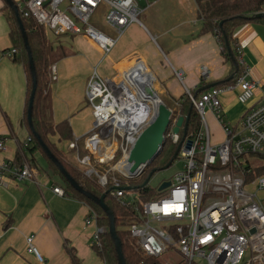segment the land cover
Here are the masks:
<instances>
[{"label": "built area", "instance_id": "1", "mask_svg": "<svg viewBox=\"0 0 264 264\" xmlns=\"http://www.w3.org/2000/svg\"><path fill=\"white\" fill-rule=\"evenodd\" d=\"M21 3L16 6L23 17L31 18L54 37L73 35L87 39L101 54L99 64L125 30L139 24L138 16L142 11L136 0H21ZM102 4L107 13L100 22L114 30L116 37L108 36L90 23ZM15 54L14 48L3 50L0 59H12ZM237 54L241 70L233 84L212 87L195 97L186 91L180 101L188 100L199 116V126L194 133L183 136L180 128L175 134L173 128L178 116L171 117L164 139L178 148L175 159L183 161V168L173 180L162 182H168V187L161 191L157 188L153 190L155 196L147 197L142 194L143 186L125 187L116 178L110 179L112 188L107 193L110 199L132 212L128 232L137 256L135 264H264V207L257 198L258 191H264V175L251 178L247 171L251 157L264 161V87L257 102L235 125L224 122L220 104L221 95L236 88V102L247 105L260 87L244 64L239 47ZM141 62L135 60L130 70ZM200 75L202 80L208 79L205 67L201 68ZM177 77L180 79L179 74ZM50 78L56 79L54 66L50 68ZM136 84V81L127 83L119 73L102 77L97 68L93 69L87 83L85 98L91 110L92 126L83 139L86 155L76 154L75 161L85 178L97 177L100 187L108 185L107 175L97 174L93 161L104 165L122 153V159L112 170L129 178V151L154 113L152 105H148L143 114L141 104L130 102L136 91L144 94L143 84ZM130 85L135 88L134 92ZM206 112L211 113L221 127V143L212 141ZM30 142L31 138L27 137L21 143L22 152ZM76 147V141L67 145L69 150L75 151ZM4 150L0 139V151ZM141 170L142 166L134 178L143 174ZM38 174V168L27 162L0 163V185L6 180L37 184ZM53 193L64 197L60 187L53 188ZM97 218L89 208L86 225L96 224ZM103 232L96 227L92 246L100 247L99 235ZM25 242L26 252L42 263V257L33 246V237H26Z\"/></svg>", "mask_w": 264, "mask_h": 264}, {"label": "crops", "instance_id": "2", "mask_svg": "<svg viewBox=\"0 0 264 264\" xmlns=\"http://www.w3.org/2000/svg\"><path fill=\"white\" fill-rule=\"evenodd\" d=\"M136 4L142 10L139 24L125 30L100 64V52L84 37H54L46 31L56 79L51 80L45 93V119L52 124L68 121L76 145L83 147V139L92 126L85 89L94 68L98 67L102 77H114L140 60L135 75L146 70L157 96L163 94L172 102L186 91L199 95L206 91L205 87L231 77L232 66L224 61L217 39L199 34L201 24L194 0H136ZM3 7L4 1L0 0V51L13 48ZM104 29L108 36L116 37L114 30ZM233 37L244 64L260 87L247 105L236 102V88L221 95L223 119L229 125H235L257 102L264 87V23H246L235 30ZM202 67L208 71L207 80L201 78ZM25 92L22 65L13 59H0V139L5 146L0 151V163L15 162L19 154L29 157L20 149L29 136L23 122ZM205 120L213 143H221L223 134L213 115L208 112ZM64 157L67 163L76 165L74 151L67 148ZM39 158L34 156L39 170L37 184L6 180L0 185V264H73V255L79 264H104L92 248L97 225L85 223L89 207L55 195L53 188L58 186L47 168H40ZM29 236L33 237L42 263L26 252L25 240Z\"/></svg>", "mask_w": 264, "mask_h": 264}, {"label": "trees", "instance_id": "3", "mask_svg": "<svg viewBox=\"0 0 264 264\" xmlns=\"http://www.w3.org/2000/svg\"><path fill=\"white\" fill-rule=\"evenodd\" d=\"M194 2L197 8V20L201 24L199 34H210L214 36L219 42L224 61L229 62L232 66L231 76H233V78L217 82L213 85V87L220 88L221 86L231 85L234 82V78L241 70V66L238 63V47L233 34L237 28L246 23H264V18H254V16L258 13H264V0H194ZM13 3L16 5V2L13 1ZM2 12L9 26V39L11 41V45L16 50V54L12 59L14 62L22 65L26 77L23 122L28 128V137L31 138L29 147L25 151L28 152L29 157H27V155L21 156L19 154L16 156L14 163L20 165L27 162L38 168L37 161L34 159V156L39 155V157L43 159L47 165V173L52 179H54L55 185L63 190L64 197L75 199L86 204L97 214L98 218L96 220V225L98 228H102L104 230V232L99 235L100 247L97 248L92 246L97 256L104 264H119L114 243L110 235L107 233L109 221L106 214L94 202L86 199L83 195L79 194L71 187L58 168L48 159L43 149L34 138L32 131L29 129L26 117L32 80L28 64V56L26 54L16 17L14 16L12 10L4 3ZM18 12L31 52L36 76V90L32 106L33 132L40 137L42 143L62 165L67 175H69L85 191L99 198L104 192L108 193L112 188L110 179L107 178V186L100 187L97 184V177H93L92 180L87 179L77 169L75 164L67 163L64 157L65 155L67 156V145L74 140L71 127L66 120L57 124H52L45 119V93L50 83V68L53 64L49 52L47 51V33L42 27L38 26L34 20L31 18H24L22 13L20 11ZM182 99L183 97H180L174 101L173 104L176 106V103H181L180 106H176L179 108L178 111L181 116L189 114L186 135H190L194 133L199 126V116L191 106L190 102L188 100L180 102ZM73 151L74 150H72V152ZM175 151L176 146L171 145L165 140L160 154L156 157L148 169L143 172L141 178L133 181L131 185L140 188L149 172L151 170L162 169L174 157ZM74 152L75 154H78L79 157L86 155V151L80 143L77 144ZM103 166L105 165L96 164L94 166L97 174H99L98 168ZM247 171L248 177L251 178L264 175V164L255 168L249 167L247 168ZM104 174L107 175L106 172ZM142 194L147 197L155 196V192L148 189L147 186L142 188ZM104 202L113 214L116 235L121 243L124 262L125 264H135L137 256L131 247L129 232L123 228L125 226L129 227L132 212L129 209L114 203L108 194L106 195ZM72 259L73 264H79L74 255L72 256Z\"/></svg>", "mask_w": 264, "mask_h": 264}, {"label": "water", "instance_id": "4", "mask_svg": "<svg viewBox=\"0 0 264 264\" xmlns=\"http://www.w3.org/2000/svg\"><path fill=\"white\" fill-rule=\"evenodd\" d=\"M3 1L5 4L8 5V7L12 10L14 16L16 17V21H17L19 30L21 32V37L23 39L26 54L28 56V64H29V70H30L31 80H32L31 92H30L28 108H27V117H26L29 129L32 131L34 138L39 143V145L43 149L48 159L58 168L60 173L69 182L71 187L76 192L83 195L86 199L94 202L106 214L107 219L109 221L107 233L110 235L114 243L118 263L125 264L124 259H123L122 249H121V243L116 235L113 214L104 202V199L107 193L104 192L99 198H97L91 193H88L87 191H85L78 183H76L69 175H67L62 165L57 161V159L51 154V152L42 143L40 137L35 132H33L32 106H33V100H34V95H35V90H36V76H35L34 64H33L31 52L28 46L27 38L24 32L23 26L21 24V20L19 18V12H18L17 6L13 3L12 0H3ZM254 18L255 19L264 18V13H258L254 16ZM229 79H232V76ZM212 87H213L212 85H209L205 87L203 90H207ZM143 91L148 98L153 99V101L156 102V106L154 107V113L151 119L149 120L147 126L139 134L132 149L129 151V156L127 159V163L130 165L129 178H134L137 175L138 173L137 170L139 169L140 166H142V170H141L142 173L146 171L148 167L156 159V157L160 154L163 144L165 142L164 135L166 134L167 128L171 122V117H172V111L169 110V108L159 99V97L157 96V94L155 93L152 87V84L150 85L143 84ZM197 94L198 93H196L195 96H197ZM188 121H189V114L185 116H178L175 122V127L173 128V132L175 134H178L179 129L182 128V134L183 136H185L186 131H187ZM189 147H190V142H188L186 145L187 149ZM177 153H178V148L175 151L174 157L160 170H165L168 167H170V165L176 158ZM160 170H151L147 178L144 180L142 186L143 187L147 186L150 178L157 171H160ZM168 186H169L168 182L162 183L158 187V191H161ZM127 190H129V188H127Z\"/></svg>", "mask_w": 264, "mask_h": 264}, {"label": "rangeland", "instance_id": "5", "mask_svg": "<svg viewBox=\"0 0 264 264\" xmlns=\"http://www.w3.org/2000/svg\"><path fill=\"white\" fill-rule=\"evenodd\" d=\"M14 2H16L17 4H22L21 0H12ZM61 8H63V6H61ZM107 13V8L105 5H100L99 8L97 9V11L95 12L93 18H91L90 23L96 27L97 29H99L101 32L105 33V29L106 26H104L100 21L101 19L105 16V14ZM106 34V33H105ZM49 47V46H48ZM47 51H50V47L47 48ZM53 66V65H52ZM97 70L98 67H97ZM99 73V71H98ZM100 75V73H99ZM101 76V75H100ZM50 82H51V78L49 77ZM160 93V92H159ZM159 99L167 105V107L169 108V110L172 111V118L175 119L176 116H181L179 113V108H177L173 102L165 97L163 94H158ZM182 96H185V93L182 94ZM208 112H206L205 117L207 115ZM211 133V131H210ZM118 143H119V138H118ZM129 150V149H128ZM122 159V153L120 156V153L117 155V157H115L114 160L104 164L105 166L103 167H99L98 168V173L100 175H104V173H107V178L111 179V178H116L117 181L119 183H121L122 185H124L125 187H134L132 184L133 181H136L138 179L141 178V176L136 177V178H126L124 177L122 174H120L119 172L112 170V166H114L116 163H118L120 160ZM38 164L41 169H45L46 166L44 160H42L41 158H39L38 160ZM251 168H255V167H259L262 166L264 164L263 160H260L259 158H255V157H251L250 158V162H249ZM96 163L93 161V166H95ZM183 168V161L179 158V159H174V161L172 162V164L170 165V167H168L165 170H160L157 171L149 180L147 187L150 190H157L158 186L163 182V181H171L173 180V177L175 174H177L178 172H180ZM257 198L261 201L263 207H264V191H258L257 193ZM124 230H128V226L123 227Z\"/></svg>", "mask_w": 264, "mask_h": 264}, {"label": "bare ground", "instance_id": "6", "mask_svg": "<svg viewBox=\"0 0 264 264\" xmlns=\"http://www.w3.org/2000/svg\"><path fill=\"white\" fill-rule=\"evenodd\" d=\"M133 67V66H132ZM132 67H130L129 69L127 70H124L122 73H120V78H123L127 83H131L132 81H136L137 84L136 85H140V84H148L150 85L151 84V78L149 77L148 73L146 70H144V74L140 73V77L138 75H135L138 70H137V67L138 65L136 66V69L134 70H130ZM131 87V85H130ZM135 89L134 87H131V92H134ZM136 91V90H135ZM137 94H133V97L130 99V102L131 103H136L139 105L141 104L143 106V114H146V111H147V106L148 105H152L153 107L156 106V102L153 101V99H150L146 96V94L144 95L142 92H137ZM130 167V165H129Z\"/></svg>", "mask_w": 264, "mask_h": 264}]
</instances>
